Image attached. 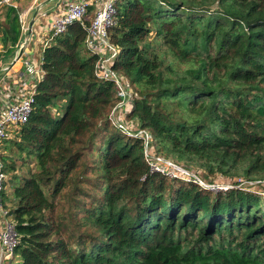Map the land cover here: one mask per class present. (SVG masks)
Returning <instances> with one entry per match:
<instances>
[{
  "label": "trees",
  "instance_id": "obj_1",
  "mask_svg": "<svg viewBox=\"0 0 264 264\" xmlns=\"http://www.w3.org/2000/svg\"><path fill=\"white\" fill-rule=\"evenodd\" d=\"M114 68L156 150L209 174L264 180V0H118ZM76 22L47 48L30 119L3 141L16 264H264V193L151 172L115 128L114 84ZM9 56L19 11L3 10ZM7 187L11 191L7 192Z\"/></svg>",
  "mask_w": 264,
  "mask_h": 264
},
{
  "label": "built area",
  "instance_id": "obj_2",
  "mask_svg": "<svg viewBox=\"0 0 264 264\" xmlns=\"http://www.w3.org/2000/svg\"><path fill=\"white\" fill-rule=\"evenodd\" d=\"M118 0H98L95 12L86 26V48L96 56L95 75L114 84L118 101L109 113L112 125L126 136L140 139L145 160L151 172H156L193 182L202 188L227 190L228 183H210L191 166L177 163L171 157L156 150L154 136L150 129L142 127L129 114L135 102L136 91L129 78L114 68L118 49L111 40L109 30L116 24ZM89 0H67L59 14L46 23L43 14L32 23L20 11L17 0H0V13L10 7L19 11L21 36L14 52L4 60L0 56V264H16V246L19 235L15 228L10 209L3 204L8 174L3 158V141L12 136L13 131L26 123L33 112L40 85L46 78L45 52L57 37L64 34L76 22L84 24L91 6ZM252 183V182H251ZM240 180V189L250 190L256 185Z\"/></svg>",
  "mask_w": 264,
  "mask_h": 264
},
{
  "label": "rangeland",
  "instance_id": "obj_3",
  "mask_svg": "<svg viewBox=\"0 0 264 264\" xmlns=\"http://www.w3.org/2000/svg\"><path fill=\"white\" fill-rule=\"evenodd\" d=\"M87 25H89V24H87ZM0 35H1V32H0ZM6 50L7 49L0 42V56L1 55L4 56L5 57V58H3L4 60H9L10 58H8V56L4 55ZM191 167L196 169V171L200 172L202 177L210 183H213V182H217V183H221V184L222 183L223 184L228 183V185H229L228 189H233V188L239 189L238 184L240 183V180H243V181L249 183V184H242L243 186H250L251 187L252 185H256L254 188L251 187L250 190H255V191H259V192L264 193V180H262V178H249L241 167H239L235 171H232L230 174H225V173H221V172L209 174L205 168L201 167L198 164L192 165ZM224 185H226V184H224ZM10 189H11L10 187H7L8 193L11 191ZM215 191H226V190L223 189V190H215ZM16 262H17V258H16Z\"/></svg>",
  "mask_w": 264,
  "mask_h": 264
},
{
  "label": "crops",
  "instance_id": "obj_4",
  "mask_svg": "<svg viewBox=\"0 0 264 264\" xmlns=\"http://www.w3.org/2000/svg\"><path fill=\"white\" fill-rule=\"evenodd\" d=\"M93 8L92 14H94L96 9V3L98 0H89ZM19 3L20 11L26 17L29 23L34 22L39 19L43 14H46V23L50 22L54 17L59 14L62 6L67 2V0H17ZM1 20L4 18V13H0Z\"/></svg>",
  "mask_w": 264,
  "mask_h": 264
}]
</instances>
